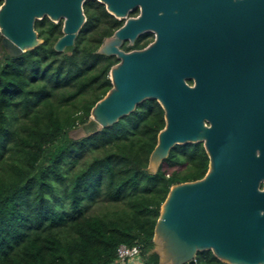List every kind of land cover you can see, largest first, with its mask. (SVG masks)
Masks as SVG:
<instances>
[{
  "label": "trees",
  "instance_id": "1",
  "mask_svg": "<svg viewBox=\"0 0 264 264\" xmlns=\"http://www.w3.org/2000/svg\"><path fill=\"white\" fill-rule=\"evenodd\" d=\"M92 6L85 2L86 20L64 51L53 48L62 22L46 16L34 24L40 44L18 56L0 51V264H130L119 261L120 244L139 248V264H159L162 202L171 185L208 169L201 142L174 145L148 169L165 125L155 100L96 130L90 111L116 60L96 52L108 32L96 31ZM78 127L85 134L75 138ZM197 263L226 264L209 250Z\"/></svg>",
  "mask_w": 264,
  "mask_h": 264
},
{
  "label": "water",
  "instance_id": "2",
  "mask_svg": "<svg viewBox=\"0 0 264 264\" xmlns=\"http://www.w3.org/2000/svg\"><path fill=\"white\" fill-rule=\"evenodd\" d=\"M83 1L2 0L0 50L18 56L40 44L34 24L47 16L63 19L53 48L64 51L85 22ZM145 21L128 20L98 49L116 54L119 62L110 68L111 87L90 118L99 130L139 103L157 101L165 125L149 155L152 173L174 145L203 144L209 159L204 176L171 185L161 204L153 237L158 263L196 264V253L210 250L229 264H264V224L257 214L264 208V190L258 189L264 155L255 153L257 143H264L258 139L263 119L256 105L264 93V0H228L226 45L211 46L205 64L169 22L149 47L119 50L120 37L140 31Z\"/></svg>",
  "mask_w": 264,
  "mask_h": 264
},
{
  "label": "flooded vegetation",
  "instance_id": "3",
  "mask_svg": "<svg viewBox=\"0 0 264 264\" xmlns=\"http://www.w3.org/2000/svg\"><path fill=\"white\" fill-rule=\"evenodd\" d=\"M88 1H91L93 5L96 31L101 33L105 29L108 32L98 44L97 53H100L98 49L103 45L105 39L114 37L115 32L122 28L128 20L137 19L141 16L146 19L143 28L134 34L126 33L121 36L116 45L119 50L130 52L149 47L157 39L159 27L168 22L176 25L180 35L190 42L191 48L197 50L198 55L196 56L200 57L199 54H201L200 58L203 64L207 58L204 57L211 46L226 45L225 19L228 0H84L83 12V6ZM235 1L233 0V2ZM59 21L62 22L63 26V19L53 22ZM107 56L114 58L116 63L119 62L116 54ZM186 81L189 85L194 84L193 77ZM256 105L262 110L259 111V116L263 119L261 124L263 127L258 139L264 140V93L257 97ZM255 153L258 157L264 155V143L261 141L257 143ZM260 171L264 172V170ZM258 189L264 190V178L259 180ZM257 214L264 224V208L258 207ZM204 251L206 250L196 253V264H198L197 256ZM209 252L211 251L209 250ZM211 254L213 255L212 252ZM217 259L229 264L219 258Z\"/></svg>",
  "mask_w": 264,
  "mask_h": 264
},
{
  "label": "built area",
  "instance_id": "4",
  "mask_svg": "<svg viewBox=\"0 0 264 264\" xmlns=\"http://www.w3.org/2000/svg\"><path fill=\"white\" fill-rule=\"evenodd\" d=\"M139 254V248L136 245L126 246L124 244H120L117 247V257L119 261L124 262L125 260H131L137 257Z\"/></svg>",
  "mask_w": 264,
  "mask_h": 264
},
{
  "label": "rangeland",
  "instance_id": "5",
  "mask_svg": "<svg viewBox=\"0 0 264 264\" xmlns=\"http://www.w3.org/2000/svg\"><path fill=\"white\" fill-rule=\"evenodd\" d=\"M82 132H83V130L80 127H78V128H75V129H73L71 131V135L73 137H75V138H79V137H82L83 136L84 133H82ZM100 208H101V204H95V205H93V206L90 207V210L89 211L90 212L99 211ZM129 263L130 264H139V258H138V256L135 257V258H133V259H131V260H129Z\"/></svg>",
  "mask_w": 264,
  "mask_h": 264
}]
</instances>
